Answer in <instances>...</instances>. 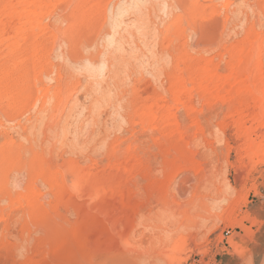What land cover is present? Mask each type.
Returning <instances> with one entry per match:
<instances>
[{
  "label": "rangeland",
  "instance_id": "rangeland-1",
  "mask_svg": "<svg viewBox=\"0 0 264 264\" xmlns=\"http://www.w3.org/2000/svg\"><path fill=\"white\" fill-rule=\"evenodd\" d=\"M0 264H264V0H0Z\"/></svg>",
  "mask_w": 264,
  "mask_h": 264
}]
</instances>
